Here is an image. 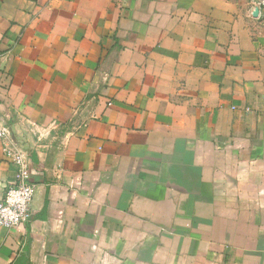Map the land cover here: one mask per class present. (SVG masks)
I'll list each match as a JSON object with an SVG mask.
<instances>
[{
  "label": "crops",
  "instance_id": "crops-1",
  "mask_svg": "<svg viewBox=\"0 0 264 264\" xmlns=\"http://www.w3.org/2000/svg\"><path fill=\"white\" fill-rule=\"evenodd\" d=\"M263 19L0 0V118L35 187L0 264H264ZM13 180L0 140V197Z\"/></svg>",
  "mask_w": 264,
  "mask_h": 264
},
{
  "label": "built area",
  "instance_id": "built-area-1",
  "mask_svg": "<svg viewBox=\"0 0 264 264\" xmlns=\"http://www.w3.org/2000/svg\"><path fill=\"white\" fill-rule=\"evenodd\" d=\"M254 4L261 8L264 6V0H254ZM0 140L5 157L14 166V180L5 185L0 197V226L12 229L29 221L35 187L30 179L29 160L10 139L9 125L1 118Z\"/></svg>",
  "mask_w": 264,
  "mask_h": 264
},
{
  "label": "water",
  "instance_id": "water-1",
  "mask_svg": "<svg viewBox=\"0 0 264 264\" xmlns=\"http://www.w3.org/2000/svg\"><path fill=\"white\" fill-rule=\"evenodd\" d=\"M252 15H253L254 17H256V16L258 15V8L254 9Z\"/></svg>",
  "mask_w": 264,
  "mask_h": 264
},
{
  "label": "rangeland",
  "instance_id": "rangeland-1",
  "mask_svg": "<svg viewBox=\"0 0 264 264\" xmlns=\"http://www.w3.org/2000/svg\"><path fill=\"white\" fill-rule=\"evenodd\" d=\"M261 8H263V9H264V6H262ZM261 23L264 25V19L261 21Z\"/></svg>",
  "mask_w": 264,
  "mask_h": 264
},
{
  "label": "trees",
  "instance_id": "trees-1",
  "mask_svg": "<svg viewBox=\"0 0 264 264\" xmlns=\"http://www.w3.org/2000/svg\"><path fill=\"white\" fill-rule=\"evenodd\" d=\"M26 253L25 252H22V255H25Z\"/></svg>",
  "mask_w": 264,
  "mask_h": 264
}]
</instances>
